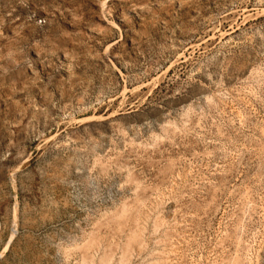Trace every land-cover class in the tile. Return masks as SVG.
I'll list each match as a JSON object with an SVG mask.
<instances>
[{"label":"rangeland","instance_id":"rangeland-1","mask_svg":"<svg viewBox=\"0 0 264 264\" xmlns=\"http://www.w3.org/2000/svg\"><path fill=\"white\" fill-rule=\"evenodd\" d=\"M0 264H264V0H0Z\"/></svg>","mask_w":264,"mask_h":264}]
</instances>
